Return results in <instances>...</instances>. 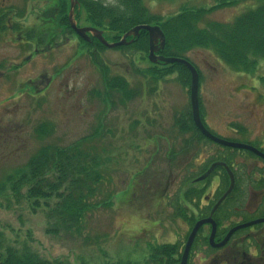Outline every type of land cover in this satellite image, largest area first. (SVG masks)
Instances as JSON below:
<instances>
[{"label":"rangeland","instance_id":"1","mask_svg":"<svg viewBox=\"0 0 264 264\" xmlns=\"http://www.w3.org/2000/svg\"><path fill=\"white\" fill-rule=\"evenodd\" d=\"M56 1L0 0V11L11 10L10 25L23 27L22 32L41 27L44 31L47 11ZM217 2L145 0V5L152 14L170 18L186 8L210 9ZM261 5L264 0H240L209 12L201 26L207 22L233 24ZM78 21L80 26L89 25L84 16ZM46 35L36 50L33 41L29 44L14 30L0 34V182L23 168L42 147H67L89 138L88 143L106 160V180L96 200L108 204L92 207L80 231L60 228L57 232L53 230L58 225L56 219L49 220L56 198H51L49 205L41 200L39 206L27 199L20 204L13 200L8 207L4 203L0 232L6 246H28L43 259L64 264L144 260L149 242L143 236L147 233L138 230L144 226L137 221L129 224L130 218L156 219L160 215L157 223L162 226L157 227V233L163 242L175 240L179 226L175 228L172 206L193 186L192 174L200 157L216 156L217 145L201 138L189 120L188 129H180L178 119L190 111V93L178 72L156 81L141 74L152 66L146 54L137 58V53L128 50L102 51L101 60L111 66L112 74L125 76L139 92L130 99L131 90H121L123 101L118 93L112 94L113 105L105 92L101 95L95 90L103 89L100 70L89 54L81 51L76 36L66 42L56 36L59 46L42 54ZM107 35L112 40L113 33ZM185 55L200 73L201 111L207 127L236 142H257L264 137V102L259 103L254 117L245 111L248 102L264 94V84L258 82L264 75V60L255 73L245 74L224 63L212 48L196 47ZM260 143L255 144L264 149ZM235 158L244 162L247 170L254 167L255 159L248 155L236 153ZM184 230L181 228L179 235H185Z\"/></svg>","mask_w":264,"mask_h":264},{"label":"trees","instance_id":"2","mask_svg":"<svg viewBox=\"0 0 264 264\" xmlns=\"http://www.w3.org/2000/svg\"><path fill=\"white\" fill-rule=\"evenodd\" d=\"M240 0H218L214 8L236 4ZM77 17L96 27L110 31L114 40L120 35L142 24H158L166 34L164 56H180L195 47L212 48L229 66L245 72H254L260 60H264V5L250 10L236 19L232 25L219 22L210 23L207 28H200L199 23L208 12L206 9H183L170 18L152 14L144 0H78ZM69 0H57L56 7L48 10L55 13L60 24L72 32L68 19ZM8 18L0 12V33L7 29ZM42 31V30H41ZM40 33L37 34L39 41ZM131 39V38H130ZM100 52L104 47L96 40ZM130 54H147L149 34L142 30L138 38L121 47ZM84 50L100 64L103 79L108 89L123 90L124 79L112 76L111 68L100 61L98 51L93 52L92 45ZM127 54V53H126ZM179 73V80L190 85L191 75L182 64H173L168 68L157 69L152 66L143 71L145 77L159 80L166 74ZM264 82V77L262 78ZM189 117V116H188ZM191 118V116H190ZM185 119L182 126L186 129ZM195 128V126H193ZM199 136L202 137L201 134ZM85 138L67 147H42L21 169L9 174L0 182V207H8L14 200L20 204L24 199L33 201L36 206L44 200L49 205L51 198L58 201L49 214L56 219L60 228L72 230L86 217L88 211L100 203L97 195L105 181L104 165L106 160ZM108 200V199H107ZM55 215V216H52ZM0 264H61L47 261L28 246L18 249L6 246L5 236L0 232Z\"/></svg>","mask_w":264,"mask_h":264},{"label":"flooded vegetation","instance_id":"3","mask_svg":"<svg viewBox=\"0 0 264 264\" xmlns=\"http://www.w3.org/2000/svg\"><path fill=\"white\" fill-rule=\"evenodd\" d=\"M263 102L264 96L256 95L248 102L249 107L245 111L254 117L259 103ZM263 141L264 137H261L257 142L248 143L264 151L255 144L264 145ZM216 145V156L200 157V164L192 174L193 186L183 199L173 204L181 205L173 207L175 228L179 226L175 240L163 242L157 233V227L162 226L157 223L160 215L156 219L130 218L129 224L135 220L138 225L144 226L138 230L147 233L142 234L149 242L148 254L144 260L135 261L136 264H182L187 243L197 225L199 227L185 264H264V158L248 152L255 160L254 167L247 170V166L237 160L235 154H226L229 148ZM205 174L207 177L195 187L196 179ZM232 175L235 186L227 194ZM150 215L153 214L150 212ZM181 228L185 229V235H179ZM131 261L127 259V264H131Z\"/></svg>","mask_w":264,"mask_h":264},{"label":"water","instance_id":"4","mask_svg":"<svg viewBox=\"0 0 264 264\" xmlns=\"http://www.w3.org/2000/svg\"><path fill=\"white\" fill-rule=\"evenodd\" d=\"M75 5H76L75 1L72 0L71 11H70V15H69L71 27L82 38H84L86 40L89 39V37L87 35V32H92L93 35L95 37H97L108 48H115L117 46L124 45V44L127 43V38L128 37H130V36H139V33H140V31L142 29L147 30L149 32V38H150V54H149V57H150V60L152 62H154V63L164 62V63H167V64L180 63V64L185 65L189 69V71L191 72V77H192L191 102H192L193 118H194V122H195L196 126L202 132V134L205 135L206 137L218 142V143H221V144H224V145H229V146L236 147V148L248 149V150L256 152L259 155H262L264 157V154H262L261 152L257 151L255 148H253L251 146H247V145H244V144L233 143V142H228V141H225L223 139H220V138L214 136L204 126V124L202 123V120H201L200 106H199V82H200L199 81V73L196 70V68L188 60H186L184 58H180V57H165V56L157 55V52L160 49H163L165 47V45H166V36H165V33L163 32V30L161 29V27H159V26H151V25H139V26L131 29L129 32H127L121 41L115 42V43H109L103 37V32L102 31H100V30H98L96 28H92V27H82V28L78 27L77 22H76V20L74 18ZM232 188L230 189V191L232 190ZM198 227H199V225H197V228ZM197 228L195 229L194 233L190 237L189 243H188L187 248H186V253H185V256H184L183 264H185V262H186L187 253H188V250H189L190 245L192 243L193 236H194L195 232L197 231Z\"/></svg>","mask_w":264,"mask_h":264}]
</instances>
